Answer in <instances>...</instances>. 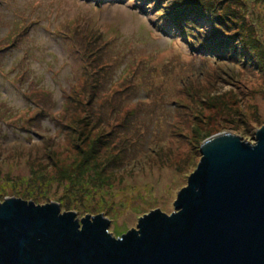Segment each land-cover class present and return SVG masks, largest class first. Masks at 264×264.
Instances as JSON below:
<instances>
[{
  "label": "rangeland",
  "instance_id": "obj_1",
  "mask_svg": "<svg viewBox=\"0 0 264 264\" xmlns=\"http://www.w3.org/2000/svg\"><path fill=\"white\" fill-rule=\"evenodd\" d=\"M221 2L238 21V46L264 43V0ZM173 11L171 0H3L0 45L13 31L25 27L26 35L0 65V204H56L78 221L104 215L109 232L122 236L141 215L174 213L208 140L256 142L264 57L203 46L198 37L212 35L213 24L195 14L189 24ZM92 31L102 39L88 42ZM102 63L111 80L101 77L93 90L96 76L88 74ZM49 95L54 103L44 106ZM142 118L152 119L149 128ZM111 130L127 132L97 153L93 144H109L103 133ZM112 157L130 162L124 177H107Z\"/></svg>",
  "mask_w": 264,
  "mask_h": 264
},
{
  "label": "water",
  "instance_id": "obj_2",
  "mask_svg": "<svg viewBox=\"0 0 264 264\" xmlns=\"http://www.w3.org/2000/svg\"><path fill=\"white\" fill-rule=\"evenodd\" d=\"M174 213L141 215L120 237L110 221L56 204H0V264H264V127L255 143L211 138Z\"/></svg>",
  "mask_w": 264,
  "mask_h": 264
},
{
  "label": "trees",
  "instance_id": "obj_3",
  "mask_svg": "<svg viewBox=\"0 0 264 264\" xmlns=\"http://www.w3.org/2000/svg\"><path fill=\"white\" fill-rule=\"evenodd\" d=\"M221 1L222 0H171L172 8L174 9L173 14L179 12V13H181V15H184V17H185L184 22H188L189 24H192L193 21L189 20L188 16L193 17L195 14L198 17L197 19H201V18L208 19V21H210L213 24L212 35L206 34L203 39L198 37L199 43H202L203 46L209 47V48H216L217 50H221L224 55H226V54L229 55L231 53V55L233 57L238 55L239 53H241V56H245V54H246L245 52H247L248 50L252 54V51H253L254 52V61L255 60L258 61L259 56L264 57V51L261 49L257 50L258 48L263 47L264 43L259 44L256 41L250 42L249 40L245 39L246 41L243 40L241 46H238L236 44V40H237L236 34L237 33L235 34V30L233 27L237 28L236 24L238 23V21H237L236 17L234 16L235 14L233 13V11L228 10L227 5L222 6ZM2 2H3V0H0V4ZM174 3H177V4L173 5ZM175 23L179 27L182 26V22H179L178 20H176ZM23 32H25V27H24L22 32H20L19 30L15 31V32L14 31L11 32L9 34V36L5 39V42H3L0 45L1 46L0 47V65L2 63L1 61L3 60V55L6 54L7 50H9L13 47H17V48L19 47L20 43L24 39V36L26 35V33L23 35ZM98 32L92 31L91 39L88 42H90L92 40H93V42H95V41L99 40L100 38L102 39L101 34H99ZM88 42H86V43H88ZM93 42H92V44H93ZM247 44H248V46L245 47V45H247ZM106 49H107V47L104 50H106ZM101 57L97 58L94 61V64L98 63V61L100 60ZM250 58L252 59L251 56H250ZM88 64H91V63H88ZM97 70H98V72H96V73L90 71L88 74L89 78H91V76H93V77L96 76V83H97L98 87L96 89H95V87H92L93 90H99V88H101V84L99 83V81L101 80V77H106V81L111 80L109 77V74H107L106 76H103V73L106 72L105 71V65L103 63H102V66H99ZM135 96H136L135 92L127 95L125 98V103L128 104L130 102V99H132ZM136 98L137 97L133 98V100H135ZM44 101H45V103L43 104L44 106L45 105L51 106L54 103L53 98L50 95ZM147 101L148 100H143V101L138 100L137 102L142 107H144V106H147V103H148ZM94 102H95V99L92 98V103H94ZM150 107H151V105H149V109L147 111L150 112V111L155 110L154 107H151V108ZM140 109L141 110L135 111L133 114V117H135V120H138L140 118V112H144V109H142V108H140ZM149 112H148V114H150ZM127 120L128 119L123 120L122 124H126ZM150 122L153 123L151 118H150V121H148L145 118H142L140 121V123L145 128H149V125L151 124ZM98 123H99L98 121L95 122V124H98ZM101 127H102V124H101ZM88 128L89 127L85 128L81 131H86V129H88ZM130 128H132L131 124H130V127L128 128V130ZM126 132H119L116 134L115 132H113L111 130L112 135L109 134V131L104 132L103 133V136L105 137L104 141H107V142L109 141V144L101 142V141L95 142L93 144V146H94L96 152L100 149H103V148L106 149L108 147H109V150L111 151L110 147H113V146H112V144H110V138L113 136V139L115 141L119 140V138L117 136L124 137ZM81 135L88 137L85 134H81ZM78 138H79V136H78ZM118 150L124 151V148L122 147V148H119ZM116 156H121V155L116 154ZM107 163H109V166L111 169H114L111 171H107V173H106L107 177H110L113 175L114 178H117V177H120L121 175L124 177L123 174L127 173L126 170L129 168L126 165L129 164L130 162H128V161L125 162V159H121V160L117 161L115 159V157H112ZM129 166H132V165H129ZM23 198L26 199L25 196H23ZM1 200H3V196L0 195V201ZM37 204H38V202H37ZM120 236L118 235L116 237H120Z\"/></svg>",
  "mask_w": 264,
  "mask_h": 264
},
{
  "label": "bare ground",
  "instance_id": "obj_4",
  "mask_svg": "<svg viewBox=\"0 0 264 264\" xmlns=\"http://www.w3.org/2000/svg\"><path fill=\"white\" fill-rule=\"evenodd\" d=\"M226 137H227V136H221V137H219L218 139H220V138L223 139V138H226Z\"/></svg>",
  "mask_w": 264,
  "mask_h": 264
}]
</instances>
